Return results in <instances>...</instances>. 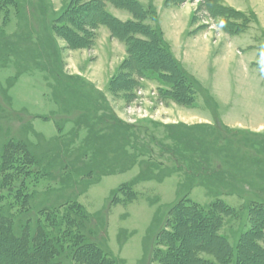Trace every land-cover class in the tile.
<instances>
[{"label":"rangeland","instance_id":"1","mask_svg":"<svg viewBox=\"0 0 264 264\" xmlns=\"http://www.w3.org/2000/svg\"><path fill=\"white\" fill-rule=\"evenodd\" d=\"M72 2L5 0L4 8H0V143L25 141L36 155L42 156L48 151V155L54 153L52 155L55 157L41 164L44 169L33 165L31 170L34 173L24 178L26 181L22 182L25 187L21 198L23 194L33 196L22 212L17 213V207L9 205L15 202L14 195L20 181L0 189V202L6 204L4 211L17 224L20 223L19 227L30 221V227L35 229L38 217L45 223L44 214H40L42 210L54 209L60 202L72 197L83 204L90 216L98 217L97 223L90 218L88 224L94 230V238L100 240L96 232L103 236L102 232L107 231V237H103L101 244L106 250L122 258L119 256V246L114 247V244L119 242L118 233L123 230L127 232V237L122 236L120 246L131 237L123 249L126 256V260L122 258L124 262L137 264L144 242H148L149 245L145 243L144 246V253L146 249L147 254L138 264H151L152 255L147 256L154 246L157 232L165 222L163 217L166 214L165 210L159 226L152 232L153 237L150 236L148 240L157 210L175 202L180 196L179 188L183 190L191 186L181 193L188 192L187 197L200 207H208L220 199L233 210L230 214L220 211V233L226 237L227 245V241L232 246L238 242L243 247L247 239L240 241L238 237L251 227V205L264 204V135L232 129L220 117L203 123L188 119L177 109L166 113L163 109L165 106L179 107L172 103L194 109L206 106L212 114L217 109L207 89L180 63L174 65L160 49L162 27L158 15L156 21L152 10L140 17L138 25L141 33L135 34L146 44L151 39L157 41L147 45L148 50L141 46L142 49L134 52L146 66L138 69L131 60L127 40L114 35L105 24L80 21L82 24L79 22L78 25L83 30L81 35L85 36L86 46L70 45L73 31L68 28L63 12ZM109 2L105 0V9L111 13L108 10ZM249 2L264 9V0ZM205 3V0H183L180 5L194 12L192 20L198 27L206 24L207 28L222 22V15L211 16ZM236 3L241 5L239 1ZM150 4H153L151 0L147 5H142L146 8ZM87 12L96 13L97 9L93 7ZM249 12L245 11L235 18L237 23H245L248 29H244L241 35H233L232 42L242 45L249 38L264 50L258 17L255 20L254 14ZM131 14L127 20H136L137 17ZM103 26H107L109 31H105ZM120 27L125 30L123 26ZM117 38L121 42L118 43ZM51 44L55 46L54 56ZM238 59H233L228 76L224 75L222 80L212 78L209 83L216 91L232 88L229 103L227 95L222 94V109L228 108L235 96L242 97V94H237L239 85L244 81ZM180 79L186 80L180 84L182 88L187 85L184 87L186 93L179 95L180 99L186 98L183 101L185 104L178 102L176 98L179 96L172 92L176 90L175 81L179 82ZM215 82L221 84L222 89L218 90ZM89 107L92 108L91 112L87 110ZM115 122L127 126L126 142L122 147L126 153L119 155L111 152L104 159L103 153L92 149L88 142L95 134H113ZM174 126L182 127L188 135L206 136L205 140L213 145L209 150L210 164L204 163L202 168L209 175L224 173L225 180L217 181L215 190L201 176L194 174L188 159L190 153L182 147L179 151L175 139L179 135L172 132L176 129ZM132 163L134 165L128 168ZM128 181L135 183L132 191L136 198L127 201L126 196L119 195L120 203L111 204L113 191ZM183 183L184 188L180 187ZM24 203L22 201L21 205ZM254 214L264 220L263 209L255 210ZM186 217L187 225L191 224L189 230L192 228L193 233L191 238H183L180 242L178 254L183 260L191 257L187 253L191 241L194 242L193 248L198 245V248L202 246L209 250L212 239L209 229L206 228L204 232L195 230L193 214ZM16 231L20 232L18 228ZM0 235L4 236L1 228ZM91 236L88 234V237ZM33 245L30 249H35ZM251 258L258 260L254 254ZM4 260L0 254V264H17V260L10 263ZM68 262L72 264V261Z\"/></svg>","mask_w":264,"mask_h":264},{"label":"trees","instance_id":"2","mask_svg":"<svg viewBox=\"0 0 264 264\" xmlns=\"http://www.w3.org/2000/svg\"><path fill=\"white\" fill-rule=\"evenodd\" d=\"M107 1H110L117 7L128 9L137 19L126 21L118 19L105 9V0H85V2L73 0L71 5L63 12V17L66 18L64 20L69 24L68 28L73 31V34H71V41L69 42L70 45L74 47L86 46L85 36L81 35L83 30L78 25L80 21H90L93 22V24H105L111 29L114 35L127 40L129 43L128 52L130 53V57H132L131 60L133 61L134 67L138 69L146 67L137 59L134 52L138 49H142L141 46H143V49L148 50L147 45L153 44V42L157 40L151 39L149 44H146L141 38H138L135 33H141V28L138 25V23H140V17L149 14V11H153L157 21L156 9L153 7V4H150L146 9L138 0ZM182 1L183 0H167L166 2L175 3V5H177L181 4ZM205 2L207 10L211 12V16H215L216 14L222 15V22L218 23V25L222 29L228 31V33L235 35L248 29L245 23H237L235 19L238 16L240 17L242 13H245L244 11L226 5L223 0H205ZM4 5L5 0H0V8H4ZM93 7L97 9V12L88 14V9ZM209 7L213 9L211 10ZM83 9L87 11H82ZM249 13L254 14L253 12ZM254 17L256 20L255 14ZM60 18L61 17H59V19ZM120 26H123L125 30L123 31ZM161 39V44L159 45L160 49L165 52L167 58H170L174 65H177V63L179 64L172 55L163 35ZM51 50L54 56V54H56L55 46L52 45ZM185 79H180L179 82L175 81L176 90H172V92L177 97L184 92L186 93L184 89L185 85L183 88L180 85L182 81H186ZM176 99L177 101L179 100L178 102L185 104L183 101L186 98L180 99L179 96V98ZM87 110L91 112L92 108L89 107ZM91 114L93 113H89V115ZM55 123L60 127L58 122ZM113 127L115 130L113 134H95L88 142L92 149L103 153L104 159H106L107 155L111 152L119 155L126 153L122 147L126 142L125 129L127 126L122 123L118 125L115 122ZM181 128L176 127V129L172 131L179 135L178 138H175L178 141V145L176 146H178V149L182 147L185 151L190 153V158L188 159H190L189 163L191 164L194 174L201 176L204 181L208 183V186L212 190H215L216 182L225 180L224 173L214 172V174L209 175V172L207 174V171L202 168L204 163L210 164L209 150L213 148V145L205 140L206 136L199 137L198 134L188 135L186 130H182ZM100 140L102 141L101 144L98 143ZM181 150L182 149L179 151ZM179 151L177 152L179 153ZM52 154L48 155V151H46L42 156H38L27 142L21 140H9L7 142L4 141L3 144L0 143V189L4 188L5 185L10 186L14 182L20 181V186L16 188L17 191H15L14 195L15 202L9 203V205L17 207V210H19H16L17 213L22 212L29 206V200H32L33 196V194L32 196L23 194L21 198V193L24 191L25 187L22 182H25L32 172L34 173V170H31L33 165H37L44 169L41 164L44 162L48 163L54 159L55 157ZM133 165L132 163L128 168ZM24 178L26 179L24 180ZM134 185V182H128L115 189L111 196V204L120 203L119 195L126 196L128 199L127 201L135 199L136 197L132 191ZM180 187L184 188V183ZM190 187H186L183 190ZM179 189L180 192L178 191V193L180 196L177 197V200L170 205L161 206L157 210L156 216L152 222L151 229L147 236L148 240H150V236L151 238L153 237L152 232L155 227L159 226L161 214L166 210V214L163 217L165 218V222L161 229L158 227L160 230L157 232L154 246L149 256H147L150 257L152 255L151 264L155 261H158V264H264V220L259 218L261 216L257 217V214H254L255 210H264V204L254 203L251 205V227L242 232L238 237L240 241L246 238L247 242L243 247L240 246V242L239 245L237 242L236 246H232L229 241H227L229 245L225 243L226 237L220 233L222 223L220 211L230 214L232 209L225 205L220 199L208 207H200L199 204L191 201V199L187 197L188 192L184 191L181 193L183 190H181V188ZM22 201L25 202L23 205H21ZM158 201L159 199L154 203ZM5 206L6 204L0 202V228L2 233H4V236L0 235V254L7 263L13 260H17V264H71L70 262L67 263L68 260L72 261V264L125 263L122 258L117 257L101 245L103 243V237H107V231L102 232L104 233L103 236L96 232V235L100 236V240L93 237L94 230L89 226L90 218H92V222L97 223L98 217L90 216L83 204L72 197L64 202H60L54 209L42 210L40 214H44L45 223L38 217L35 223V229L30 227V225H32L30 221L29 224H21L19 227L20 223L17 224L15 219L9 215L6 210L4 211ZM60 208L63 209L61 210ZM189 214H193L194 216L193 220L196 223V231L204 232L206 228L209 229V233L212 237L209 242L211 248L205 250L202 246L198 248V245L193 248L194 242L191 241L187 247L188 256L191 257L189 260H183L178 254L180 242L183 238H191L190 236L193 233L192 228L189 230L191 224L187 225L188 220L186 216ZM16 228L19 229L20 234L16 231ZM88 234L92 235L91 238L88 237ZM123 235L127 237V232L122 230L119 233L120 244H122L123 240L121 239ZM7 236H9V238ZM66 241H68L67 245L65 244ZM145 243L149 245L148 242H144V246ZM33 244H35V249H30L31 246H34ZM229 247L232 251H230ZM146 254L147 252L145 249L144 257ZM252 254L258 256L257 261L251 258Z\"/></svg>","mask_w":264,"mask_h":264},{"label":"crops","instance_id":"3","mask_svg":"<svg viewBox=\"0 0 264 264\" xmlns=\"http://www.w3.org/2000/svg\"><path fill=\"white\" fill-rule=\"evenodd\" d=\"M138 1L147 5L150 0ZM151 1L155 5L162 27L163 38L168 44L172 55L188 73L207 89L217 109L216 113L212 114L206 106L194 109L172 103L173 106L179 107L165 106L163 109L166 113L177 109L180 114L188 117V119L199 120L203 123L211 122L216 117H220L219 119L232 129L264 135V50L260 44H256L252 39L247 38L242 45H234L232 42L234 34L228 33V31L219 27L217 23L216 25L214 21L215 25L208 24L209 27L205 28L206 24H200V27L204 26V28H200L192 20L194 17L192 10L185 9L180 4L168 6L166 4L167 0ZM238 1L241 2L240 6L236 3ZM238 1L223 0L226 5L237 10L253 12L258 17V25L264 38V9L250 3L249 0ZM108 4H110L108 10L113 16L122 21L130 19L132 14L128 9L117 7L111 2ZM103 27L105 31H109L107 26ZM241 34L243 33L235 34V36ZM117 42L121 41L117 38ZM223 46L224 49L221 50ZM234 58H239L238 68L244 80L237 89V94H242V97L235 96L228 108L222 109L220 107V100H223L222 94L227 95V102L229 103L232 88L228 87L227 91H221L219 89H222V85L215 82L219 90L216 91L209 83L212 78L222 80L225 78L224 75L228 76L229 71L232 70L231 66ZM128 241L120 246L117 236L118 243L114 244V247L119 246L121 251L119 256L124 260H126V256L123 249ZM112 251L115 252L113 246ZM142 251V254L138 256V261L144 255V246Z\"/></svg>","mask_w":264,"mask_h":264},{"label":"bare ground","instance_id":"4","mask_svg":"<svg viewBox=\"0 0 264 264\" xmlns=\"http://www.w3.org/2000/svg\"><path fill=\"white\" fill-rule=\"evenodd\" d=\"M158 20V19H157Z\"/></svg>","mask_w":264,"mask_h":264}]
</instances>
